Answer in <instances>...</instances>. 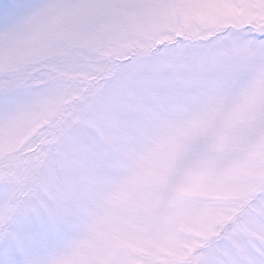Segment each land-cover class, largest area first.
I'll list each match as a JSON object with an SVG mask.
<instances>
[{"label": "snow or ice", "instance_id": "obj_1", "mask_svg": "<svg viewBox=\"0 0 264 264\" xmlns=\"http://www.w3.org/2000/svg\"><path fill=\"white\" fill-rule=\"evenodd\" d=\"M0 264H264V0H0Z\"/></svg>", "mask_w": 264, "mask_h": 264}]
</instances>
